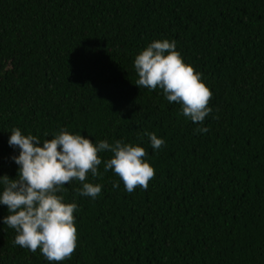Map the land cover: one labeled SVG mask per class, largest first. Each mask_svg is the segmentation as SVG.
I'll use <instances>...</instances> for the list:
<instances>
[{"label":"trees","instance_id":"trees-1","mask_svg":"<svg viewBox=\"0 0 264 264\" xmlns=\"http://www.w3.org/2000/svg\"><path fill=\"white\" fill-rule=\"evenodd\" d=\"M163 39L212 92L202 124L162 89L135 86V57ZM15 128L41 143L66 130L143 147L155 176L128 193L104 170L113 154L98 153V175L85 182L101 193L78 195L77 180L58 193L77 204V247L61 262L15 245L0 205V264H264V0H0V176L9 179ZM145 132L165 144L154 150Z\"/></svg>","mask_w":264,"mask_h":264},{"label":"clouds","instance_id":"clouds-1","mask_svg":"<svg viewBox=\"0 0 264 264\" xmlns=\"http://www.w3.org/2000/svg\"><path fill=\"white\" fill-rule=\"evenodd\" d=\"M134 68L138 75L136 87L162 89L166 100L181 105L180 114L193 123L202 124L212 112L208 106L211 90L202 82L201 74L184 63L174 40L151 42L135 57ZM196 131L206 133L209 129L202 127ZM144 134L154 150L165 144L154 132ZM8 144L19 149V155L12 157L19 168L15 179L0 176V184L4 185L0 205H5L10 213L3 224L15 230V245L31 252L39 249L50 262L71 259L78 239L74 218L77 204L65 203L64 196L58 193L66 192L65 185L77 180L82 188L76 189V193L95 199L102 186L85 181L88 173L98 175L102 163L98 153L113 154L104 161V170H113L128 193L137 187L147 190L155 176V169L145 160V149L119 140L114 144L106 140L93 144L81 134L61 130L41 143L37 137L24 135L15 128ZM113 187L118 185L114 183Z\"/></svg>","mask_w":264,"mask_h":264}]
</instances>
